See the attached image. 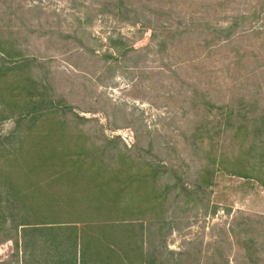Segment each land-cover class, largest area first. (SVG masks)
<instances>
[{"label": "rangeland", "instance_id": "rangeland-1", "mask_svg": "<svg viewBox=\"0 0 264 264\" xmlns=\"http://www.w3.org/2000/svg\"><path fill=\"white\" fill-rule=\"evenodd\" d=\"M0 37V62L26 63L10 75L28 85L18 91H47L60 103L38 130L63 136L70 151L87 138L91 150L108 144L145 169L149 162L169 167L158 184L170 178L172 187L156 203L163 212L147 248L163 243L167 264H236L240 240L255 235L256 264H264V183L238 173L257 161L264 169V156L250 151L264 144V131L253 130L255 115L264 113V0H0ZM133 47L140 51L122 61L109 55ZM203 92L217 104L241 98L247 117H224L223 126L233 124L215 134L228 108L211 106ZM195 121L213 126L214 139L205 131L201 147L188 138ZM15 124L14 116L1 121L0 135ZM205 167L213 177L199 175ZM74 184L65 187L76 191ZM128 190L131 216H140L151 204L140 195L153 187ZM0 260L22 264L14 240H2Z\"/></svg>", "mask_w": 264, "mask_h": 264}, {"label": "trees", "instance_id": "trees-1", "mask_svg": "<svg viewBox=\"0 0 264 264\" xmlns=\"http://www.w3.org/2000/svg\"><path fill=\"white\" fill-rule=\"evenodd\" d=\"M2 41L0 37V49L5 50ZM118 49L117 56L109 53L117 61L129 57L131 50L140 51L135 47ZM24 64L17 59L13 65L0 62V122L11 116L16 119L12 132L5 137L0 135V243L6 238L14 240L18 253L22 251V264H167L163 243L150 248L145 245L146 235L153 233L154 220L163 212L156 203H161L167 189L172 187L170 178L164 186L158 184L169 167L149 162L145 169L126 149L113 151L108 144L91 150L87 138L75 142L78 148L70 151L61 146V141L65 142L63 136L58 138L51 131L38 130L45 120L55 117L60 103L48 96L47 91L30 94L18 91L28 85L16 84L10 75L17 70L13 73L16 76L17 67ZM32 83L37 87L36 79ZM202 95L211 106L228 108L217 119L221 130L215 134L225 130H222L224 117L227 121L247 117L248 113L243 111L247 104L241 98L239 104L234 100L217 104L207 93ZM63 113L67 114L64 110ZM68 122L69 119L58 120L57 125L63 127ZM207 123L195 121L189 130L188 138L199 147L205 141L202 137L205 131L214 139L213 126ZM232 124L223 127L228 130ZM253 124L256 135L263 132L264 113L255 115ZM243 126L240 124L236 129ZM261 145H251L253 155L264 156ZM257 162L247 172L238 170V173L256 176L264 183V175L260 173L264 169ZM211 169L205 167L199 175L213 177ZM74 181L76 191L66 189V184ZM135 183L154 190L151 195L148 190L140 195L144 203L151 204L136 217L131 216L136 207L134 200L124 197ZM150 211L156 215L154 218H147ZM158 226L162 228L163 223ZM240 243L243 252L236 264L259 262L258 237L246 235ZM0 264L6 263L0 260Z\"/></svg>", "mask_w": 264, "mask_h": 264}]
</instances>
